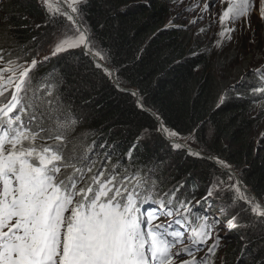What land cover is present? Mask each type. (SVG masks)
<instances>
[{"label": "snow or ice", "instance_id": "obj_1", "mask_svg": "<svg viewBox=\"0 0 264 264\" xmlns=\"http://www.w3.org/2000/svg\"><path fill=\"white\" fill-rule=\"evenodd\" d=\"M219 2L222 7L217 15L211 13L216 0H203L202 8L201 0H190L187 5L184 0H171L181 11L164 30H187L208 14L209 23L196 35L218 24L216 39L205 48L211 54L213 49L223 50L237 31L255 35L253 15L264 28V0ZM37 4L56 29L49 53L41 57L38 47L21 49L22 54L16 55L0 48V264H214L221 237H214L213 232L220 218L230 216L225 226L231 231L248 208L264 216V205L243 183L242 173L215 156L205 158L214 167L200 199L195 198V189L182 192L183 182L162 191L163 180L155 175L157 165L146 168L133 159L148 129L125 154L127 165L117 145L107 140L99 144V151L94 141L86 154L67 155L64 134L78 121L60 115L63 105L58 91L63 78L57 81L58 70L54 67L39 76L38 68L69 49H81L123 91L125 81L119 73L124 66L108 67L113 55L86 19L89 0H37ZM184 12L195 15L187 25L174 24ZM250 74L260 83L252 86ZM241 88L253 97V103L264 98V65L246 72L230 89L237 99H248ZM131 95L138 108L157 120L156 131L173 149L195 142L198 128L182 137L158 112L145 107L138 91ZM225 99L222 96L221 103ZM187 151L202 156L190 146ZM213 201L219 202L218 216L210 215ZM162 217L167 219L157 222ZM192 217L199 221L196 226H191L196 223ZM246 251L247 245L237 264H243ZM200 252L204 254L198 256Z\"/></svg>", "mask_w": 264, "mask_h": 264}, {"label": "trees", "instance_id": "obj_2", "mask_svg": "<svg viewBox=\"0 0 264 264\" xmlns=\"http://www.w3.org/2000/svg\"><path fill=\"white\" fill-rule=\"evenodd\" d=\"M180 11L171 0H89L86 19L102 45L111 49L113 59L108 67L124 66L119 73L125 81L121 87L138 91L145 107L158 112L163 122L182 137L198 128L195 142L189 141L188 146L233 165L264 205V98L253 103V97L241 88L248 99L240 100L230 90L246 72L264 65V40L256 36L264 28L255 21V35L236 32L223 50L213 49L208 54L205 48L216 39L218 24L201 36L196 35L197 31L209 21L187 30H164L169 19ZM182 14L174 24H188ZM54 31L37 0H0V48L5 51L21 55V49L39 47L41 57L47 55ZM196 52L202 54L193 55ZM54 67L58 70L57 81L63 78L58 91L63 105L60 115L74 116L78 121L64 134L67 155L86 154L94 141L99 151V144L107 140L117 145L127 165L125 154L148 129L133 156L137 165H157L155 175L163 180L162 191L183 182L186 188L182 192L195 189V198H201L213 164L184 149H173L156 131L154 118L137 107L135 97L118 90L81 49H69L52 58L38 68L37 75L43 76ZM249 80L252 86L260 83L251 74ZM193 220L196 223L191 226H196L199 221L196 217ZM241 220L245 223L240 225H248L240 232L245 240L240 234H229L231 243L221 253L218 248L214 264H237L245 245L260 249L253 256L257 264L264 260V216L253 215L248 209ZM244 241L249 244L242 245ZM249 251L244 254L243 264H251Z\"/></svg>", "mask_w": 264, "mask_h": 264}, {"label": "rangeland", "instance_id": "obj_3", "mask_svg": "<svg viewBox=\"0 0 264 264\" xmlns=\"http://www.w3.org/2000/svg\"><path fill=\"white\" fill-rule=\"evenodd\" d=\"M190 3V0H186L185 1V5H187V4H189ZM204 6V3H203V0H201V3H200V7L202 8ZM221 4H220V2H219V0H216V3L214 4V6H212L211 7V13H214V14H219V12H220V10H221ZM224 7H226V5H224ZM197 11H199V9H197ZM183 16H184V18L187 20V22L189 21V20H191L192 18H193V15H195V13H193V12H184L183 14H182ZM207 21H209V16H208V14H206L205 15V17H204V19L202 20V21H200L199 23H197L196 24V26L197 27H199V26H201V24L202 23H205V22H207ZM252 21H253V26H254V22L256 21V16L255 15H253V17H252ZM237 33H240V34H243V31L241 30V31H237ZM246 33L247 34H249V33H251V32H248V31H246ZM260 33V32H259ZM252 34V33H251ZM244 35V34H243ZM259 39H260V41H262V40H264V31H262V33H260V34H257L256 35ZM261 48H264V44L262 45V47ZM264 57V56H263ZM264 59V58H263ZM262 62H263V60H262ZM187 147H188V145H187ZM192 149H195V148H192ZM207 185L208 184H206L205 186H204V188L206 189L207 188ZM198 199V198H197ZM219 202L218 201H213V207H212V210H211V213H210V215H212V216H218L219 215V213H218V211H217V207H216V205L218 204ZM193 205H195V200H194V203H193ZM205 207H207V205H205ZM247 207V206H246ZM249 209V211L251 212V208H248ZM196 211H202V209H196ZM254 215V214H253ZM228 218H230V216H224V217H221L220 218V220H221V222L220 223H218L217 225H216V229H215V231L213 232V236L215 237L216 235H219V237H221V239H220V244H219V248H220V253L221 252H223V250H225L226 248H227V246H228V243L230 244L231 243V241H229V234L230 235H237V234H240V232H241V234L243 233V229H246V228H248V225H246V226H244V225H240L241 223H245V222H243L242 220H240L239 221V223H238V226L236 227V228H234L233 230H231V231H229L227 228H226V226H225V224H226V221H227V219ZM192 219H195V217H193ZM163 220H165V217H162L161 219H160V221H157V222H163ZM241 234H240V237H242L241 236ZM241 240H245L243 237L241 238ZM245 243H242V245H245V244H249V243H247V241H244ZM209 243H211V241H209ZM251 248V249H250ZM261 248V247H260ZM244 249H245V247L243 248V250L242 251H244ZM247 249L248 250H250L249 251V254L250 255H248V260H249V262L251 263V264H257V262L255 261V259H253V256L254 255H256V250H260L259 248H256V247H250L249 245H247ZM207 249L205 248L204 249V251H206ZM258 253V252H257ZM204 254V252H200V253H198L197 255L198 256H200V255H203ZM241 254H242V252H240L239 253V256L241 257Z\"/></svg>", "mask_w": 264, "mask_h": 264}, {"label": "water", "instance_id": "obj_4", "mask_svg": "<svg viewBox=\"0 0 264 264\" xmlns=\"http://www.w3.org/2000/svg\"><path fill=\"white\" fill-rule=\"evenodd\" d=\"M122 89H124L123 90V92H129V93H132V91H135V90H131V89H126V88H123V87H121ZM135 99H136V97H135ZM137 102V101H136ZM144 112H146L147 114H150L148 111H144ZM151 115V114H150ZM152 116V115H151ZM153 117V116H152ZM155 121H156V123H157V120L156 119H154ZM163 137L165 138V136L163 135ZM166 139V138H165ZM167 141H168V139H166ZM169 142V141H168ZM180 143H184V142H181V141H179ZM184 150H186L187 151V146L184 148ZM193 151L194 152H199L198 150H196V149H193ZM200 157H203V158H206V157H208V156H205V155H202V156H200ZM249 190V189H248ZM250 191V190H249ZM250 193L255 197V199H256V201L257 202H259V200L256 198V196L250 191ZM260 203V202H259ZM262 204V203H261ZM263 205V204H262Z\"/></svg>", "mask_w": 264, "mask_h": 264}]
</instances>
